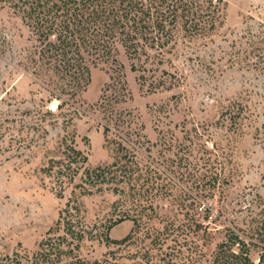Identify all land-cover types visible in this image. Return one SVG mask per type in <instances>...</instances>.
<instances>
[{"label": "rangeland", "instance_id": "1", "mask_svg": "<svg viewBox=\"0 0 264 264\" xmlns=\"http://www.w3.org/2000/svg\"><path fill=\"white\" fill-rule=\"evenodd\" d=\"M24 6L0 0V264H33L68 198L86 230L73 254L89 263L204 264L224 225L241 233L264 214V0H212L221 24L203 35L181 32L163 63L147 64L155 70L142 86L121 50L127 94L110 112L123 124L110 123L108 136L124 137L132 180L123 192L94 186L84 194L79 172L61 196L41 167L64 135L87 167L114 160L116 144L105 141L95 106L115 72L91 67L78 111L57 109L46 77L23 65L34 43ZM151 74L162 80L155 90L147 87Z\"/></svg>", "mask_w": 264, "mask_h": 264}, {"label": "trees", "instance_id": "2", "mask_svg": "<svg viewBox=\"0 0 264 264\" xmlns=\"http://www.w3.org/2000/svg\"><path fill=\"white\" fill-rule=\"evenodd\" d=\"M23 3L24 22L34 41L32 48L26 50L23 65L35 77H46L43 84L49 97L47 101L58 100L57 109L78 111L76 103L89 83L91 67L103 63L115 72L95 106L104 113L105 141L116 144L114 160L87 167V156L75 146L73 138L67 139L64 135L41 171L53 176L60 196L63 184L72 182L79 172V186L84 194L92 193L94 186L95 191L106 188L123 192L122 184L132 180L133 169L128 161L133 157L123 136L118 133L115 139L108 136L110 123L118 127L123 124L110 112L114 103L127 94L118 59L120 51L131 61L130 69L138 72L142 86L146 73L155 70L147 64L163 63L164 54L174 46L181 32V35H203L213 30L216 22L221 24L219 8L208 9L212 0H23ZM150 76L153 79L147 87L155 90L162 80L154 79L153 74ZM46 112L53 114L50 109ZM122 159L127 160L120 163ZM73 201L75 198H68L55 224L39 241L32 263L116 264L107 259L89 263L73 254L86 236L77 217L79 208ZM123 219L115 220L109 228ZM224 227V238L215 245L204 264H264V214L252 216L248 228L241 233L239 229ZM60 229L62 234H56ZM129 235L120 240H111L106 235L105 240L120 243ZM252 251L256 252V259L251 257Z\"/></svg>", "mask_w": 264, "mask_h": 264}]
</instances>
